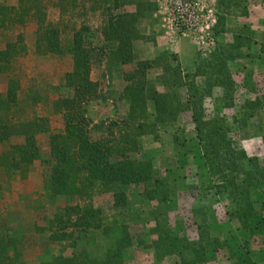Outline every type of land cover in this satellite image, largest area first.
<instances>
[{
    "label": "trees",
    "instance_id": "16d2710c",
    "mask_svg": "<svg viewBox=\"0 0 264 264\" xmlns=\"http://www.w3.org/2000/svg\"><path fill=\"white\" fill-rule=\"evenodd\" d=\"M52 7L60 12L56 22L49 17ZM156 8L154 0L0 1V34L14 36L0 48V80L7 78L6 90L0 93V145H9L1 153L2 164L10 174L25 172L41 159L40 136L50 134L49 156L43 160L50 194L73 200L47 225L37 228L49 232L51 242L64 246L40 264H127L125 251L134 245L129 224L95 206L93 200L108 194L114 208L125 207L131 186H142V197L161 208L156 217L157 238L151 243L157 261L208 264L226 249L230 264H257L253 245L260 238L264 256V167L257 156L235 147L227 117L209 114L205 105L219 88L223 108L234 106L237 83L228 62L251 48L250 29L233 31L231 43H222L210 59H194L189 70L176 53L167 50L158 51L152 59L140 58V25ZM93 16L99 18V25L90 23ZM32 22L37 25L34 53L71 61L62 82L64 93L53 101L63 123L61 132L51 131L49 116L37 111L28 114L26 108L35 101L24 102L21 97L18 63L29 53L25 29ZM218 26L222 30L217 32H224L225 19ZM67 35L71 39L66 42ZM104 61L122 68L127 111L95 122L87 107L99 91L92 72ZM151 70L159 72L161 88L149 79ZM261 106L260 98L247 100L240 114L248 119L253 114L247 109ZM185 112L191 114L197 141L193 181L184 166L163 175L153 160L138 157L147 140H160L161 128L176 125ZM174 142L180 150L187 148L177 135ZM193 184L202 198L213 193L225 200L227 216L226 220L215 218L207 205L192 207L196 239L188 236L184 222L172 227L168 216L178 204L180 190ZM95 233L105 242L101 255L91 249L97 243ZM21 243L15 235L1 234L0 264H25ZM69 248L71 252L66 253Z\"/></svg>",
    "mask_w": 264,
    "mask_h": 264
},
{
    "label": "rangeland",
    "instance_id": "374dc122",
    "mask_svg": "<svg viewBox=\"0 0 264 264\" xmlns=\"http://www.w3.org/2000/svg\"><path fill=\"white\" fill-rule=\"evenodd\" d=\"M14 4L16 0H0ZM157 4L154 15L142 21L140 29L143 39L137 43L140 58L152 59L158 51L167 50L176 53L185 69L194 68L193 60L198 57L210 59L218 51L222 43H231L232 32L247 26L252 36L251 48H244L242 56L228 62L229 69L237 83L233 92L234 106L223 108V93L219 88L206 100L209 114H220L227 117L231 126V138L238 149H244L251 156H257L264 167V0H201L204 11L209 7L215 12L216 22L211 31L205 29L196 38L190 34H183L170 27L169 14L163 0H154ZM52 21H58L60 12L52 7L49 10ZM225 19L224 32L218 26L220 19ZM90 23L97 26L100 20L97 16L90 18ZM219 27V28H218ZM36 23H29L25 29L29 53L20 59L18 70L22 78L21 97L35 101L34 106L27 107V113L37 111L39 115H47L51 120V131L61 132L63 123L61 116L54 112L53 101L64 93L62 82L65 74L71 69V61L58 55L40 56L34 53ZM210 33V34H209ZM11 33L0 34V48L7 40L13 39ZM71 36L67 35L66 42ZM202 41H206L205 45ZM201 42V44L199 43ZM205 51V52H204ZM205 53V54H203ZM192 62V63H191ZM192 64V65H191ZM125 67L124 69H128ZM194 70V69H193ZM157 70L149 72V79L157 83ZM93 80L99 83V91L88 104V110L95 122H100L114 116H122L127 111L123 100L125 82L121 67L111 65L109 61L97 64L92 72ZM7 78L0 80V93L5 92ZM260 98L261 108L248 110L252 113L248 119L241 116L240 109L247 100ZM239 116V117H238ZM238 117V123L235 118ZM177 135L180 142L187 148H180L175 144ZM196 133L191 114L185 112L174 126L162 127L160 140H147L144 150L138 155L140 158L153 160L163 175L166 171L176 167L188 168L190 177L196 172V160L193 155L197 152ZM41 159L35 162L23 173H11L2 164L1 153L8 148V144L0 145V235H15L21 239L20 251L25 264H40L49 254L59 253L64 246L51 242L49 232L38 230V227L47 225L53 215L65 206L73 203L66 197H53L47 184L46 160L50 151V134H43L39 138ZM191 149L190 154H180ZM181 151V152H180ZM192 180V177L189 181ZM193 181V180H192ZM195 181V180H194ZM192 183L190 182V185ZM197 185V183H195ZM194 184L187 189H181L178 204L169 211V224L175 227L177 223L184 222V228L191 239L197 238V228L194 225L191 209L196 205H207L215 218L226 220V202L220 197L210 193L207 199L197 195ZM142 186L128 188L129 203L122 208H114L108 194L96 195L94 204L103 208L109 215L125 220L133 236L134 245L125 251L127 264H173L168 259L159 262L151 247L157 238L156 217L160 211L157 203L146 201L142 195ZM97 243L91 249L101 255L104 240L99 233L94 234ZM263 240L254 242L257 264H264L262 255ZM69 248L66 253H70ZM228 250H222L218 256L217 264H230Z\"/></svg>",
    "mask_w": 264,
    "mask_h": 264
},
{
    "label": "built area",
    "instance_id": "2783aa9c",
    "mask_svg": "<svg viewBox=\"0 0 264 264\" xmlns=\"http://www.w3.org/2000/svg\"><path fill=\"white\" fill-rule=\"evenodd\" d=\"M163 1L169 14L170 27L180 33L190 34L198 38L204 29L206 32L211 31L216 22L214 9L208 7L204 11L201 0ZM199 43L201 44V42ZM202 43L205 45L206 41H202Z\"/></svg>",
    "mask_w": 264,
    "mask_h": 264
},
{
    "label": "crops",
    "instance_id": "0c3cea01",
    "mask_svg": "<svg viewBox=\"0 0 264 264\" xmlns=\"http://www.w3.org/2000/svg\"><path fill=\"white\" fill-rule=\"evenodd\" d=\"M208 264H217V260L213 262H209Z\"/></svg>",
    "mask_w": 264,
    "mask_h": 264
}]
</instances>
